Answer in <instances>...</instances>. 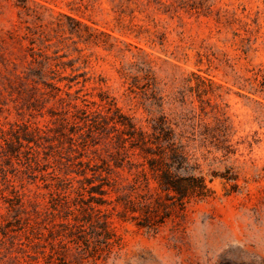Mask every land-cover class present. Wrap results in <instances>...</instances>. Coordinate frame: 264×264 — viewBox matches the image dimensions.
I'll return each instance as SVG.
<instances>
[{
    "label": "rangeland",
    "instance_id": "obj_1",
    "mask_svg": "<svg viewBox=\"0 0 264 264\" xmlns=\"http://www.w3.org/2000/svg\"><path fill=\"white\" fill-rule=\"evenodd\" d=\"M39 70L50 86L31 76ZM147 70L162 98L161 113L174 123L214 126L219 119L227 125L234 154L226 159L206 154L205 161V151L195 155L203 173L228 169L236 180L215 179L211 196L185 203L164 224L148 230L119 217L122 207L115 192L126 174L116 176L113 168L105 203L97 206L100 215L108 216L112 247L95 257H76L72 250L65 260L264 264V88L259 84L264 76V0H0V126L27 121L50 128L53 146L41 148L52 151L50 164H57V152L63 162L73 153L56 132L73 112L66 92L81 90L79 96L99 102V91H105L123 114L145 128L149 115L127 88L132 77ZM72 77L78 84L67 88ZM83 79L88 80L82 84ZM89 109L96 107L90 104ZM67 126L63 132H69ZM111 153H116L114 142L95 135L83 159L100 164ZM7 176L23 194L24 208L37 212L30 223H38L40 240L39 246L22 236L13 244L0 240V264L59 263L45 257L51 251L49 231L59 222L51 196L20 171ZM5 206L0 200V224L10 219Z\"/></svg>",
    "mask_w": 264,
    "mask_h": 264
},
{
    "label": "trees",
    "instance_id": "obj_2",
    "mask_svg": "<svg viewBox=\"0 0 264 264\" xmlns=\"http://www.w3.org/2000/svg\"><path fill=\"white\" fill-rule=\"evenodd\" d=\"M31 76L50 86L43 81L46 75L41 70ZM76 79H68L67 88H71ZM87 80L83 79L82 84ZM254 80L257 81L256 77ZM259 84L264 88V76ZM127 89L139 96L140 106L149 115L145 128L123 114L105 91H99V102L87 100V94L79 96L81 90L75 91V95L65 93L67 105H71L73 112L70 120H63L65 124L56 131L67 140L68 152H73L66 155L65 162L57 152V164H50L48 158L52 151L41 150L46 144L48 149L53 146L50 128L32 126L27 121L13 123L7 129L0 126V200L6 204L10 218L0 224V240L7 239L13 244L22 236L34 243L33 246H39L40 235L35 227L38 223H30L33 213L37 212L34 207L31 211L24 208L23 194L7 176L17 171L31 183H41V188L51 196L53 217L59 222L52 224L49 231L51 251L45 257L57 260V264H70L65 256L73 253L72 250L76 251L77 255L73 254L76 257L84 253L95 257L112 247L108 216L100 215L97 206L105 203L106 188L111 187L108 175L113 168L116 176L126 174L122 178L125 184L116 186L115 192L118 193L116 203L122 207L119 217L130 218L137 227L148 230L164 224L176 209H183L185 203L211 196L215 179L235 182L236 177L230 175L228 169L224 173H203L200 159L195 155L196 151H205L201 154L205 161L206 154L218 153L226 159L235 153L224 122L216 119L214 126L174 123L161 113L162 98L157 96L155 79L148 70L140 77H132ZM90 104L96 109H89ZM65 125L70 129L68 133L62 131ZM95 135L114 142L116 153L92 165L83 158ZM13 161L21 169L16 168ZM236 187L234 183L232 188ZM30 216L33 217L30 219Z\"/></svg>",
    "mask_w": 264,
    "mask_h": 264
}]
</instances>
